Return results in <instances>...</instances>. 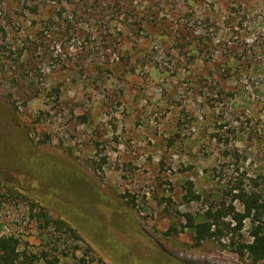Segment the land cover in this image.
<instances>
[{"label": "rangeland", "instance_id": "1", "mask_svg": "<svg viewBox=\"0 0 264 264\" xmlns=\"http://www.w3.org/2000/svg\"><path fill=\"white\" fill-rule=\"evenodd\" d=\"M98 2L0 0V107L63 167L19 164L0 139V240L17 264H250L230 235L196 244L182 214L264 176V0Z\"/></svg>", "mask_w": 264, "mask_h": 264}, {"label": "trees", "instance_id": "2", "mask_svg": "<svg viewBox=\"0 0 264 264\" xmlns=\"http://www.w3.org/2000/svg\"><path fill=\"white\" fill-rule=\"evenodd\" d=\"M103 5L104 0H99L97 8L102 10V7H104ZM24 7L29 10L26 5H24ZM33 7V11H35V9L37 10L40 8V5L35 4ZM58 9L59 10L53 16L55 19H67L69 17L66 15L65 18H62L65 10L62 6L58 7ZM130 9L132 10L123 14V18L126 22L128 21V18L133 17V13L136 11L133 6ZM75 10L78 11V7H76ZM119 16L122 18V15L119 14ZM194 24L195 23H193V25ZM199 38H201L200 35ZM8 118L9 114L0 107V139L8 141L9 145H12L11 148H13L15 145L16 147L20 146L24 148L25 151L28 150L30 152V157L34 161L39 163H48L52 166L56 165L58 168H63L61 167L62 165L58 164L57 162H49L44 156L36 154L32 149L31 143L25 138L24 132L19 128L7 125L8 121L6 120H8ZM11 148H7L3 151V153L11 155ZM14 153L15 151H13V154ZM32 159L21 156L19 161L17 160V163L33 166L34 162H32ZM249 182L250 184L248 186H245L243 179L227 182L225 187L221 190L223 196H219L220 200H216L214 203L211 202L200 218H195L191 213L182 214V217L185 221L183 228L189 229L191 231L193 240L196 244H200L203 241L213 238L220 239L222 236H224V234L230 235L228 240L229 246L231 247L233 253L241 259L246 257L250 261V264H259L260 262L264 261V176L258 175L254 178H249ZM86 193L84 195H86ZM95 193L97 192L95 191L94 194ZM236 202L240 204L241 210L236 208V205L234 204ZM84 214L85 213H82L78 208V217L79 215H83L85 219L89 218ZM226 219H230V221L225 222ZM69 221L70 224L72 223L75 225L72 220ZM246 221L249 223V241L241 240L239 235V233L243 230ZM59 223L61 226L66 227L74 235L75 231L73 227L71 228L67 222L65 223L64 221L60 220ZM84 225L85 223H79L78 218V234L79 232H82L85 235L91 236V234H88V230L83 229ZM91 225L92 230L94 231L96 222L92 220ZM75 227H77V225ZM121 230L127 234L126 240H128L130 245H125V247L131 251L133 249L141 253V247H143V245L145 247L150 243L149 238L142 231H130L123 228ZM129 232H134V237L130 236L131 234ZM169 233L170 231L166 232V235ZM96 234L101 235L99 232ZM236 236H238L237 239L235 238ZM122 238L125 239V237ZM78 239H80L79 236ZM112 241L114 240L112 239ZM94 243L98 246L97 241ZM120 245L124 246L122 243H120ZM126 253L129 254L127 251ZM157 253L166 258L168 261L177 263L165 253L160 251ZM18 256V241L15 238L8 237L6 242L0 240V264H17ZM115 264L117 263L115 262Z\"/></svg>", "mask_w": 264, "mask_h": 264}, {"label": "flooded vegetation", "instance_id": "3", "mask_svg": "<svg viewBox=\"0 0 264 264\" xmlns=\"http://www.w3.org/2000/svg\"><path fill=\"white\" fill-rule=\"evenodd\" d=\"M13 151H15V153L13 154ZM11 156L15 159V161H19V158H21V156H24V157H27V158H29V159H32L31 157H30V152L28 151V150H26L25 151V149L24 148H22V147H20V146H18V147H16V146H14L13 148H11ZM32 162H35L34 163V169L35 170H39L40 168H39V165H38V163L39 162H37V161H34L33 159H32ZM33 167V166H32ZM53 167V166H52ZM58 168V167H57ZM44 185V184H43ZM44 186H46V185H44ZM56 199V198H55ZM55 199H54V201H55ZM52 200H53V198H52ZM55 208V207H54ZM56 209V208H55ZM56 210H58V209H56ZM76 225H78V222H76L74 219H71ZM83 229L84 230H86V224L83 226Z\"/></svg>", "mask_w": 264, "mask_h": 264}]
</instances>
